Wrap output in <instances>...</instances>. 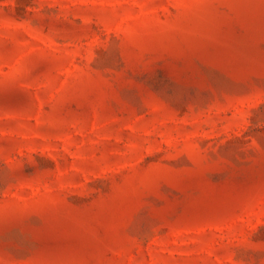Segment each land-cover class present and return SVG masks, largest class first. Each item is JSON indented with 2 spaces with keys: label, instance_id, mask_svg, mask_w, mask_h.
I'll return each instance as SVG.
<instances>
[{
  "label": "rangeland",
  "instance_id": "1",
  "mask_svg": "<svg viewBox=\"0 0 264 264\" xmlns=\"http://www.w3.org/2000/svg\"><path fill=\"white\" fill-rule=\"evenodd\" d=\"M0 264H264V0H0Z\"/></svg>",
  "mask_w": 264,
  "mask_h": 264
}]
</instances>
